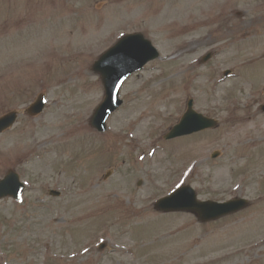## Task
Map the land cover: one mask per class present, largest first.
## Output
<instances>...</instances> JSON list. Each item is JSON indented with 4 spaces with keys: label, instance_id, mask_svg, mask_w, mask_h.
<instances>
[{
    "label": "rangeland",
    "instance_id": "1",
    "mask_svg": "<svg viewBox=\"0 0 264 264\" xmlns=\"http://www.w3.org/2000/svg\"><path fill=\"white\" fill-rule=\"evenodd\" d=\"M131 31L162 57L128 79L101 133L91 65ZM189 98L220 126L165 140ZM263 107L264 0H0V116L21 111L0 136V178L12 168L27 183L0 201V264H264ZM181 183L252 203L206 223L155 211Z\"/></svg>",
    "mask_w": 264,
    "mask_h": 264
},
{
    "label": "water",
    "instance_id": "2",
    "mask_svg": "<svg viewBox=\"0 0 264 264\" xmlns=\"http://www.w3.org/2000/svg\"><path fill=\"white\" fill-rule=\"evenodd\" d=\"M158 54L154 52L150 42L144 40L142 36L126 37L115 48L109 51L99 61L96 70L102 72L106 89L107 98L98 108L93 124L101 129L105 127L107 116L114 111L120 102L117 100L118 87L126 75L134 70L141 68L150 59ZM193 101L189 103L190 109L182 123L176 126L167 137H175L182 134L192 133L207 127H216L214 119H208L193 111ZM35 109L42 110V104L38 103ZM16 119L14 112L8 114L2 120L0 127L10 126ZM23 186L19 184V177L11 173L6 180L0 181V198L11 195L19 197ZM53 194H57L53 192ZM248 205L246 200L237 199L228 203L220 204L212 201L200 202L197 200L196 192L189 186H185L174 192L172 195L157 202L156 207L163 211L190 210L199 215L200 219H215L225 214L240 210Z\"/></svg>",
    "mask_w": 264,
    "mask_h": 264
},
{
    "label": "bare ground",
    "instance_id": "3",
    "mask_svg": "<svg viewBox=\"0 0 264 264\" xmlns=\"http://www.w3.org/2000/svg\"><path fill=\"white\" fill-rule=\"evenodd\" d=\"M190 70H193V68H190ZM142 103H143V104H146V101H143ZM84 130H85V129H84V127H83L82 125H78V126H76V127L73 129L74 132H79V131H84ZM138 131H139V127L137 126V127L133 130V134L131 135V138H132L133 141L136 139L135 134H136ZM113 133L121 134V133L117 130L116 127L114 128ZM124 135H125V134H124Z\"/></svg>",
    "mask_w": 264,
    "mask_h": 264
}]
</instances>
